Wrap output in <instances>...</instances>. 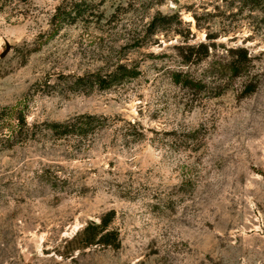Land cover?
<instances>
[{"label": "rangeland", "instance_id": "374dc122", "mask_svg": "<svg viewBox=\"0 0 264 264\" xmlns=\"http://www.w3.org/2000/svg\"><path fill=\"white\" fill-rule=\"evenodd\" d=\"M0 264H264V0H0Z\"/></svg>", "mask_w": 264, "mask_h": 264}, {"label": "trees", "instance_id": "16d2710c", "mask_svg": "<svg viewBox=\"0 0 264 264\" xmlns=\"http://www.w3.org/2000/svg\"><path fill=\"white\" fill-rule=\"evenodd\" d=\"M157 21V20H156ZM208 40L211 43L202 42L199 44L187 45L183 47V49L187 50V62L196 60V61H204L211 57V50L213 47H216V43L214 40V35H207ZM227 57L218 65V72L221 75H230L233 78H238L244 76V73L248 70V67L251 64L252 58L250 56L249 51L245 47H236L226 49ZM119 73L111 72L107 74L103 73H90L88 75L79 77L75 86L79 88L80 86H87L90 84L92 88L104 89L115 82L124 78L123 76L128 74L129 76L133 73V70L126 65L119 66ZM77 90V89H76ZM108 121V117L96 115V114H81L74 117L69 118L64 122H55L48 123V129L53 132L55 136L58 138H63L73 134H87L89 130L96 128H103ZM137 123V122H136ZM108 224H97L89 226L94 230L106 229ZM88 231L89 228L87 227ZM95 231L92 233V237H89V243L94 244V242L101 243L102 239H98L95 235ZM112 237L110 239L105 240L104 242L107 244L115 245L119 243V232L112 231ZM97 240V241H96Z\"/></svg>", "mask_w": 264, "mask_h": 264}]
</instances>
